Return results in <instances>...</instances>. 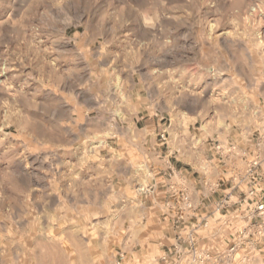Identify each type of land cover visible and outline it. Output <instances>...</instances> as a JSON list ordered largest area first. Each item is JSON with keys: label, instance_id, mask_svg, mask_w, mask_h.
I'll use <instances>...</instances> for the list:
<instances>
[{"label": "rangeland", "instance_id": "obj_1", "mask_svg": "<svg viewBox=\"0 0 264 264\" xmlns=\"http://www.w3.org/2000/svg\"><path fill=\"white\" fill-rule=\"evenodd\" d=\"M222 150L263 179L264 0H0V264H264Z\"/></svg>", "mask_w": 264, "mask_h": 264}, {"label": "crops", "instance_id": "obj_2", "mask_svg": "<svg viewBox=\"0 0 264 264\" xmlns=\"http://www.w3.org/2000/svg\"><path fill=\"white\" fill-rule=\"evenodd\" d=\"M219 155L222 158L221 161L223 162L215 164L216 165L215 173H213L212 175L213 177H211V175L208 177L206 186H209L210 189H218L221 186H223V188H226L225 190H231L232 188H235L236 186H239L240 188H242L243 186H248L250 188H255L256 191H258L259 193H262L264 189V176H263V179L262 177H260V178H255L253 181L249 177H246L245 184L244 185L243 183L240 184L242 179L236 180V179H232L231 177V175L235 174L236 171L234 170V166L232 164L233 160L230 157V153L229 152L227 153L222 150V154H219ZM253 159L256 162H258V164L253 167L255 169L256 174L264 175V150H259L255 152ZM251 162L252 160L250 161V159L247 158L246 166L247 167L252 166ZM219 170H221V172H219ZM239 170H240L239 173H242L243 167L240 166ZM203 180L204 179L202 178L199 179V182L202 183V186H204ZM206 186H204V188H206Z\"/></svg>", "mask_w": 264, "mask_h": 264}, {"label": "built area", "instance_id": "obj_3", "mask_svg": "<svg viewBox=\"0 0 264 264\" xmlns=\"http://www.w3.org/2000/svg\"><path fill=\"white\" fill-rule=\"evenodd\" d=\"M257 164H258V162L255 161V165H257ZM262 207H263V205H261V208H262Z\"/></svg>", "mask_w": 264, "mask_h": 264}]
</instances>
